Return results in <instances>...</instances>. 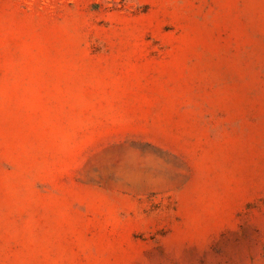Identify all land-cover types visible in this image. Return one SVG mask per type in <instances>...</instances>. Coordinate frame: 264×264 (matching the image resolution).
<instances>
[{
    "label": "rangeland",
    "instance_id": "1",
    "mask_svg": "<svg viewBox=\"0 0 264 264\" xmlns=\"http://www.w3.org/2000/svg\"><path fill=\"white\" fill-rule=\"evenodd\" d=\"M0 264H264V0H0Z\"/></svg>",
    "mask_w": 264,
    "mask_h": 264
},
{
    "label": "bare ground",
    "instance_id": "2",
    "mask_svg": "<svg viewBox=\"0 0 264 264\" xmlns=\"http://www.w3.org/2000/svg\"><path fill=\"white\" fill-rule=\"evenodd\" d=\"M128 163H129V164H133L134 161H133V160H129Z\"/></svg>",
    "mask_w": 264,
    "mask_h": 264
}]
</instances>
